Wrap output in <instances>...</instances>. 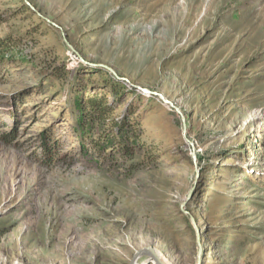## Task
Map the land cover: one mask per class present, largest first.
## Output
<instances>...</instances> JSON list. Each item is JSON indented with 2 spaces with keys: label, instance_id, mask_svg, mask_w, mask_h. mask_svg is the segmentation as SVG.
<instances>
[{
  "label": "rangeland",
  "instance_id": "374dc122",
  "mask_svg": "<svg viewBox=\"0 0 264 264\" xmlns=\"http://www.w3.org/2000/svg\"><path fill=\"white\" fill-rule=\"evenodd\" d=\"M27 2L0 0V264H264V0ZM104 65L139 92L106 98L127 158L78 138Z\"/></svg>",
  "mask_w": 264,
  "mask_h": 264
},
{
  "label": "trees",
  "instance_id": "16d2710c",
  "mask_svg": "<svg viewBox=\"0 0 264 264\" xmlns=\"http://www.w3.org/2000/svg\"><path fill=\"white\" fill-rule=\"evenodd\" d=\"M28 5L23 1L22 7L25 11L31 10L27 7ZM2 43V42H0ZM104 78V87L109 93H98V84H93L88 89L82 87V89L77 90V95L74 97V107L77 110V127L79 131V139L84 144H89L95 149L96 139L91 136L94 132L96 126L100 127L96 134H100L101 141H105L104 144H114L117 142L118 152L127 158L130 156V140L135 136L131 135L130 132V122L128 117L130 114H124L121 118L111 119L109 126H106V119L113 109V106L108 103L107 96H113L114 98L120 97L122 93L137 92L135 89L128 90L124 82L117 80L110 76V74L103 70L100 72ZM109 129V130H108ZM108 132V133H107ZM87 135V137H86ZM138 138H136L137 140ZM106 145L103 149H106ZM47 150V148L44 146ZM96 148H98L96 146ZM101 153V151H99Z\"/></svg>",
  "mask_w": 264,
  "mask_h": 264
},
{
  "label": "water",
  "instance_id": "95a60500",
  "mask_svg": "<svg viewBox=\"0 0 264 264\" xmlns=\"http://www.w3.org/2000/svg\"><path fill=\"white\" fill-rule=\"evenodd\" d=\"M23 1H24L28 6H30V7L32 8V6L27 2V0H23ZM46 20H47L49 23H51L52 25L58 27L55 23L49 21L48 19H46ZM58 28H60V27H58ZM62 34H63V32H62ZM63 36H64V34H63ZM64 40H65V37H64ZM67 45H69V44L67 43ZM69 47H70V45H69ZM103 67L106 68L110 73H112V74L115 76V78H116L117 80L128 81L126 78H124V77H119L118 75H116L115 72H114L112 69H110L109 67H107V66H105V65H104ZM134 87H135L136 89H138V90H139L140 92H142V93H145V94H152V95L158 96V97L162 100L163 103L169 105L170 107H172V108H174L176 111H178L177 108L172 104V102H170V101H169L167 98H165L162 94L157 93V92H155V91H150V90L145 89V88L140 87V86H134ZM192 159H194V161L196 160V158H194V155H192ZM200 252H201V248L199 247V253H200ZM141 254H145V255H147L148 258H149L150 260H152L155 264H163V263L160 261L158 255H157V254H156L151 248H148V247H142V248L138 249V250L136 251V253L134 254V256H133V260H134L137 256H139V255H141ZM131 264H133V263H131Z\"/></svg>",
  "mask_w": 264,
  "mask_h": 264
}]
</instances>
